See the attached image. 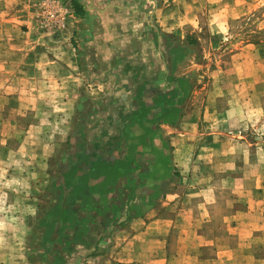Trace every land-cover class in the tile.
<instances>
[{
  "label": "crops",
  "instance_id": "obj_1",
  "mask_svg": "<svg viewBox=\"0 0 264 264\" xmlns=\"http://www.w3.org/2000/svg\"><path fill=\"white\" fill-rule=\"evenodd\" d=\"M78 2L86 15L70 13L60 38L54 30L41 44L36 26L14 30L33 51L17 60L16 78L47 82L49 96L64 83L66 100L58 119H33L4 139L16 144L10 157L39 145L25 154L31 162L0 156V264H264V151L226 125L241 129L240 102L219 108L186 63L184 33L221 32L212 12ZM54 155L46 246L29 263ZM232 195L241 207L226 204Z\"/></svg>",
  "mask_w": 264,
  "mask_h": 264
},
{
  "label": "rangeland",
  "instance_id": "obj_2",
  "mask_svg": "<svg viewBox=\"0 0 264 264\" xmlns=\"http://www.w3.org/2000/svg\"><path fill=\"white\" fill-rule=\"evenodd\" d=\"M89 1L92 0H84V3H89ZM70 2L71 0H0V42L4 44L0 45L1 157L5 154H9L8 157L12 159L16 157H10L16 154L15 149L11 150L16 144L14 142L5 144L6 137L10 136L14 140L23 134L22 127L33 119H46L49 114L51 118L58 119L62 111L53 110L66 100L64 83L59 84L56 87V92L49 96L43 93L47 82L44 84L42 80L27 78L21 81L16 78L15 64L17 60L21 62L22 55L33 51L32 48H22L21 37L16 38L14 30L18 26H21L25 31L28 30V25L36 26L39 35L44 36V43L41 44H45L47 35L52 34L54 30L57 36L58 33H62L64 21L70 13H73ZM93 6L90 4L87 8L90 7L92 10ZM125 6L147 8V11L152 13L159 8L173 9L178 12H185L189 8L192 13L202 12L200 14L203 17L204 12L207 14L212 12L210 19L215 20L216 24L221 27V32L211 29H202V31L196 32L184 31L186 32L184 37H186L183 44L187 47L185 55L189 57V61L184 62L194 64V70L191 71L194 74L192 75L193 80L199 79V88L203 87V91L208 90L211 99L217 102L219 108L227 107L228 102H232V99L240 102L238 113L243 108L245 121L241 125V129L235 125L234 120L226 125H229L230 131L238 132L240 130L239 134L250 144L264 151V0H125ZM169 18H173L172 14H169ZM2 33L6 35L2 37ZM171 37L174 38L175 35H171ZM4 38L5 40L1 41ZM175 39L178 40V38ZM71 44L73 43L70 42L69 45ZM5 60H8L12 66L1 68V63ZM24 65L28 67L30 63L26 62ZM1 71L9 74L7 80ZM20 85L26 91L28 89L30 91L28 90L29 92L23 95H16L14 90L16 86ZM33 88L37 90V93ZM78 117L77 115L75 118ZM29 130V134L35 133L32 132V128ZM38 145L24 143L17 157H24L26 162H31L30 158L25 157V154L30 156L31 146L37 148ZM10 151H14V154ZM61 158L62 155H54L51 158L52 170L50 172L52 175L46 180L48 185H44V180L39 189L42 205L37 213V230L30 245L29 263L37 261L38 257L43 256L42 252L39 254L35 251L36 248L42 250L46 246L44 239L39 238L40 232L44 228L43 221L40 220L45 211L43 204L47 203L45 197L43 198L46 191L43 188L47 189V186L51 188L54 185L52 183L57 182L54 178L58 177L57 168ZM26 162L24 165L28 166L30 163ZM0 166L5 165L0 164ZM29 177L33 176L29 175ZM225 201L226 204L232 203L235 208L241 207V204L233 203V195L226 196ZM34 241L38 246L34 245ZM262 242L263 245L259 246L256 254L264 258V239Z\"/></svg>",
  "mask_w": 264,
  "mask_h": 264
},
{
  "label": "trees",
  "instance_id": "obj_3",
  "mask_svg": "<svg viewBox=\"0 0 264 264\" xmlns=\"http://www.w3.org/2000/svg\"><path fill=\"white\" fill-rule=\"evenodd\" d=\"M70 7L72 8V12L75 15H79V16H85L86 15V11H85L84 7L81 4H79L78 0H71ZM184 47H185L184 49L187 50V47L185 45H184Z\"/></svg>",
  "mask_w": 264,
  "mask_h": 264
}]
</instances>
